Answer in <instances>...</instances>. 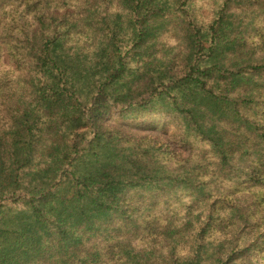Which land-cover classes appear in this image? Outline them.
<instances>
[{"label":"trees","instance_id":"1","mask_svg":"<svg viewBox=\"0 0 264 264\" xmlns=\"http://www.w3.org/2000/svg\"><path fill=\"white\" fill-rule=\"evenodd\" d=\"M0 264H264V0H0Z\"/></svg>","mask_w":264,"mask_h":264},{"label":"rangeland","instance_id":"2","mask_svg":"<svg viewBox=\"0 0 264 264\" xmlns=\"http://www.w3.org/2000/svg\"><path fill=\"white\" fill-rule=\"evenodd\" d=\"M154 120L156 122L152 123L149 119H144V120H138L136 122H129L126 123L128 124V128L131 131H135L138 133H149V134H161L162 131L161 129L158 127L161 124L160 118L154 117ZM152 123V125L150 126V124ZM167 129H169V133L165 134V135H161L159 136L160 138L164 139V140H170L171 136H172V127L170 125H168V127H166ZM184 155H186V152H184Z\"/></svg>","mask_w":264,"mask_h":264}]
</instances>
